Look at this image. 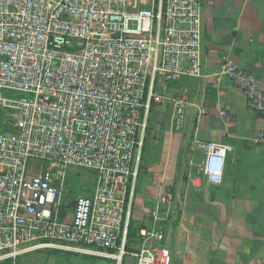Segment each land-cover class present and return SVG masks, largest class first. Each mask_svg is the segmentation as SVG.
Here are the masks:
<instances>
[{
  "label": "built area",
  "instance_id": "obj_1",
  "mask_svg": "<svg viewBox=\"0 0 264 264\" xmlns=\"http://www.w3.org/2000/svg\"><path fill=\"white\" fill-rule=\"evenodd\" d=\"M203 15L204 0H0V264L39 252L172 264L159 226L174 212L171 190L151 213L155 227L139 230L140 250L126 247L152 111L171 100L168 86L202 76ZM220 75L264 120L259 76L230 59ZM186 104L176 100L177 132ZM256 142L264 147V131ZM200 149L189 184L221 186L231 148ZM68 168L95 183L64 220Z\"/></svg>",
  "mask_w": 264,
  "mask_h": 264
},
{
  "label": "crops",
  "instance_id": "obj_2",
  "mask_svg": "<svg viewBox=\"0 0 264 264\" xmlns=\"http://www.w3.org/2000/svg\"><path fill=\"white\" fill-rule=\"evenodd\" d=\"M202 76L183 78L164 91L171 100L156 106L164 124L165 149H185L186 175L145 178L135 188L133 219L152 229L151 213L166 190L174 196L171 218L159 223L166 233L172 264H264V147L256 142L264 120L251 112L244 95L220 75L230 59L253 72L264 88V0H204ZM186 94V126L173 122L176 100ZM151 115V117H152ZM218 143L231 148L224 182L211 186L188 176L203 161L200 146ZM176 162V161H175ZM173 168V167H172ZM142 243L131 245L135 250Z\"/></svg>",
  "mask_w": 264,
  "mask_h": 264
},
{
  "label": "rangeland",
  "instance_id": "obj_3",
  "mask_svg": "<svg viewBox=\"0 0 264 264\" xmlns=\"http://www.w3.org/2000/svg\"><path fill=\"white\" fill-rule=\"evenodd\" d=\"M186 96V94H184ZM10 97H16L15 94H10ZM187 97V96H186ZM165 106V105H164ZM157 110V108H156ZM154 111L144 137L143 149L141 151V171L145 178H153L157 175L164 179L171 175L176 178H181L186 175L183 168L185 159V149L179 150L175 157L174 154L168 153L164 144V124L162 123L160 114ZM176 161V162H175ZM173 167V168H172ZM47 166L40 165L38 170H46ZM63 187L62 192V219L70 218L74 201L77 197L85 194H90L95 183V175L87 170L78 168H68L65 174H62L60 180ZM135 228H138L134 219L132 221ZM140 249L135 250L138 252ZM18 264H113L104 261L103 259L92 258L88 256L64 253H49L39 252L27 255L20 259ZM125 264H137V261L132 258H126Z\"/></svg>",
  "mask_w": 264,
  "mask_h": 264
},
{
  "label": "trees",
  "instance_id": "obj_4",
  "mask_svg": "<svg viewBox=\"0 0 264 264\" xmlns=\"http://www.w3.org/2000/svg\"><path fill=\"white\" fill-rule=\"evenodd\" d=\"M142 228H144V227L135 228L134 224L132 223L131 230H130V234H129V238H128V244H127V247H126V249H127L128 252H134L135 251V249H133L131 247V245L133 243H135L136 241H139L138 240V232ZM49 253H63V252H49ZM64 254H68V253H64ZM92 258H94V257H92ZM104 261H107V260H104ZM107 262H111V261H107ZM111 263H113V262H111ZM4 264H11V263H4Z\"/></svg>",
  "mask_w": 264,
  "mask_h": 264
}]
</instances>
